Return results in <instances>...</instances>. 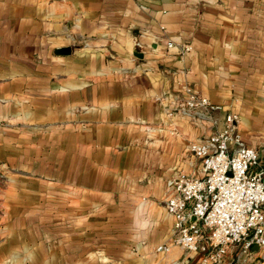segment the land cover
<instances>
[{
  "label": "crops",
  "instance_id": "1",
  "mask_svg": "<svg viewBox=\"0 0 264 264\" xmlns=\"http://www.w3.org/2000/svg\"><path fill=\"white\" fill-rule=\"evenodd\" d=\"M186 86L217 125L176 111ZM229 112L264 168V0H0V264H198L167 182Z\"/></svg>",
  "mask_w": 264,
  "mask_h": 264
},
{
  "label": "built area",
  "instance_id": "2",
  "mask_svg": "<svg viewBox=\"0 0 264 264\" xmlns=\"http://www.w3.org/2000/svg\"><path fill=\"white\" fill-rule=\"evenodd\" d=\"M171 47L181 54L192 48L169 40ZM185 88L188 97L174 101L176 111L197 120L212 119L217 125L209 97ZM189 147L201 159L204 175L179 173L167 182L165 204L174 217L173 240L195 252L198 264H224L238 245L244 252L254 244L264 251V168L256 169L259 149L244 142L239 115L227 113L223 126ZM166 248L157 246L158 250Z\"/></svg>",
  "mask_w": 264,
  "mask_h": 264
},
{
  "label": "water",
  "instance_id": "3",
  "mask_svg": "<svg viewBox=\"0 0 264 264\" xmlns=\"http://www.w3.org/2000/svg\"><path fill=\"white\" fill-rule=\"evenodd\" d=\"M70 48L69 47H64L61 49V52H69Z\"/></svg>",
  "mask_w": 264,
  "mask_h": 264
}]
</instances>
